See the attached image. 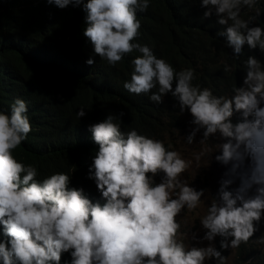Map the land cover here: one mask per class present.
Here are the masks:
<instances>
[{
    "label": "clouds",
    "instance_id": "1",
    "mask_svg": "<svg viewBox=\"0 0 264 264\" xmlns=\"http://www.w3.org/2000/svg\"><path fill=\"white\" fill-rule=\"evenodd\" d=\"M45 2L61 10L83 5V36L110 66L138 51L123 87L137 95L151 93L149 99L157 104L170 94L195 126L187 143L193 144L201 130V144L218 134L222 142L215 146L214 160L227 170L217 198L200 219L208 245L186 247L178 240L176 218L200 207L204 190L182 179L190 162L178 151L136 130L123 133L124 113L109 114L88 128L98 145L88 179L104 201L93 202L82 188L70 187L71 175L58 172L41 181L36 166L18 162L13 152L32 127L27 103L17 98L10 114L0 111V264H61L65 253L70 264H227L211 242L221 237V250L238 248L253 237L264 216V65L248 56L242 85L230 98L216 96L193 83L194 69L177 71L149 46L133 42L140 35L137 13L145 12L150 0ZM199 2L207 9L204 18L214 10L224 26L217 35L225 37L233 58L243 54L245 45L264 53V29L249 26L255 17L241 18L242 7L251 8L257 0ZM230 71L226 65L225 72ZM84 115V109L77 112L78 118Z\"/></svg>",
    "mask_w": 264,
    "mask_h": 264
},
{
    "label": "trees",
    "instance_id": "2",
    "mask_svg": "<svg viewBox=\"0 0 264 264\" xmlns=\"http://www.w3.org/2000/svg\"><path fill=\"white\" fill-rule=\"evenodd\" d=\"M82 9L83 5L61 10L45 0H0V111L10 114L17 98L27 103L32 131L13 152L18 162L36 166L41 181L54 173L69 174L70 187L82 188L93 202L102 204L94 181L88 179L98 150L89 126L123 112V133L136 130L163 141L170 150H175L179 135L195 126L170 94L157 104L149 99L151 93L137 95L123 87L130 81L132 60L141 54L133 51L115 66L96 56L83 36ZM206 10L199 0H150L146 11L137 13L140 35L133 42L149 46L177 71L194 69V84L230 98L243 83L248 56L264 65V53L245 45L243 54L233 58L225 37L217 35L224 26L217 23L214 10L204 18ZM249 17H255L250 27L264 29V0L242 7L241 18ZM88 59L94 63L87 65ZM226 65L232 71L225 72ZM81 109L85 115L78 118ZM259 226L260 222L253 237L235 249L221 250L222 238H215L214 247L227 264H264ZM61 264H70L69 254L62 255Z\"/></svg>",
    "mask_w": 264,
    "mask_h": 264
},
{
    "label": "rangeland",
    "instance_id": "3",
    "mask_svg": "<svg viewBox=\"0 0 264 264\" xmlns=\"http://www.w3.org/2000/svg\"><path fill=\"white\" fill-rule=\"evenodd\" d=\"M189 134L190 131L187 130L178 136L175 151H178L184 159L190 162V167L183 174L182 179L186 180L189 186L196 190H204V196L201 197L202 204L200 207L191 211L185 209L176 218L181 225L180 234H182L178 235V240H182L186 247H206L209 242L202 240L206 230L202 228L200 219L207 213V208L210 206L211 201L217 198L220 181L227 169L214 160V155L218 154L215 146L222 142L218 134L210 137L204 144L200 143L202 137L197 134L191 145L187 143ZM161 178V176H157L155 178L156 182H159ZM232 187H236V185L234 184ZM258 236L264 238V216L261 218ZM214 241L211 242L213 245Z\"/></svg>",
    "mask_w": 264,
    "mask_h": 264
},
{
    "label": "bare ground",
    "instance_id": "4",
    "mask_svg": "<svg viewBox=\"0 0 264 264\" xmlns=\"http://www.w3.org/2000/svg\"><path fill=\"white\" fill-rule=\"evenodd\" d=\"M197 134L200 135V137H202V131L198 132Z\"/></svg>",
    "mask_w": 264,
    "mask_h": 264
}]
</instances>
